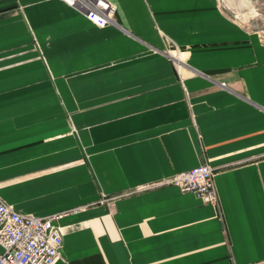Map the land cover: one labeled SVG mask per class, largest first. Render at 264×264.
<instances>
[{
	"label": "crops",
	"instance_id": "1",
	"mask_svg": "<svg viewBox=\"0 0 264 264\" xmlns=\"http://www.w3.org/2000/svg\"><path fill=\"white\" fill-rule=\"evenodd\" d=\"M108 1L98 28L0 0V199L70 211L55 264H264V32L218 0ZM202 164L217 206L144 189Z\"/></svg>",
	"mask_w": 264,
	"mask_h": 264
},
{
	"label": "built area",
	"instance_id": "2",
	"mask_svg": "<svg viewBox=\"0 0 264 264\" xmlns=\"http://www.w3.org/2000/svg\"><path fill=\"white\" fill-rule=\"evenodd\" d=\"M60 1L79 11L98 28L112 23L115 7L108 0ZM213 176L210 166L202 164L152 182L144 186V189L174 186L182 193L195 195L205 204L217 206L218 195ZM101 201L109 199L102 198ZM68 212L43 217L21 215L0 199V264H55L62 246L57 222Z\"/></svg>",
	"mask_w": 264,
	"mask_h": 264
},
{
	"label": "rangeland",
	"instance_id": "3",
	"mask_svg": "<svg viewBox=\"0 0 264 264\" xmlns=\"http://www.w3.org/2000/svg\"><path fill=\"white\" fill-rule=\"evenodd\" d=\"M233 20L252 30L264 32V0H218Z\"/></svg>",
	"mask_w": 264,
	"mask_h": 264
}]
</instances>
